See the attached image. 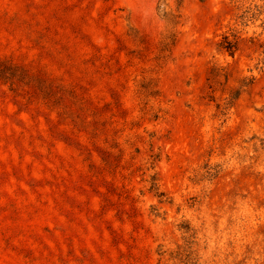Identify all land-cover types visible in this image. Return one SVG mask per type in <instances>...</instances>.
I'll use <instances>...</instances> for the list:
<instances>
[{
	"label": "rangeland",
	"instance_id": "rangeland-1",
	"mask_svg": "<svg viewBox=\"0 0 264 264\" xmlns=\"http://www.w3.org/2000/svg\"><path fill=\"white\" fill-rule=\"evenodd\" d=\"M0 264H264V0H0Z\"/></svg>",
	"mask_w": 264,
	"mask_h": 264
}]
</instances>
